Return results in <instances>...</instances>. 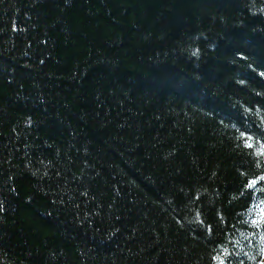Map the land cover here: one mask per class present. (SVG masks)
Here are the masks:
<instances>
[{"label":"trees","instance_id":"16d2710c","mask_svg":"<svg viewBox=\"0 0 264 264\" xmlns=\"http://www.w3.org/2000/svg\"><path fill=\"white\" fill-rule=\"evenodd\" d=\"M264 0H0V264H263Z\"/></svg>","mask_w":264,"mask_h":264},{"label":"rangeland","instance_id":"374dc122","mask_svg":"<svg viewBox=\"0 0 264 264\" xmlns=\"http://www.w3.org/2000/svg\"><path fill=\"white\" fill-rule=\"evenodd\" d=\"M263 264H264V261H263Z\"/></svg>","mask_w":264,"mask_h":264}]
</instances>
